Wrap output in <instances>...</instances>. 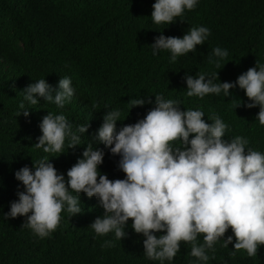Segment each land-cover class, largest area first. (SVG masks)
I'll use <instances>...</instances> for the list:
<instances>
[{
	"label": "trees",
	"instance_id": "16d2710c",
	"mask_svg": "<svg viewBox=\"0 0 264 264\" xmlns=\"http://www.w3.org/2000/svg\"><path fill=\"white\" fill-rule=\"evenodd\" d=\"M154 3L0 0V264H160L146 258V237L132 229L131 220L126 228L128 235L122 240H116L114 233L97 236L90 225L105 210L101 207L93 214H84L95 204L93 197L83 193V212L74 216L62 212L59 227L49 237L40 238L25 227V216H5L23 190L15 172L25 165L33 167L34 160L44 155L51 156L34 146L42 135L40 123L49 112L63 113L74 128L89 123V135L93 137L110 109L121 111L119 129L144 118L155 107V94H163L178 99L184 110L202 109L206 120L218 114L228 125L226 138L242 136L251 148L264 152V126L256 120L260 109L246 107L249 99L244 90L237 87L229 97L221 93L201 99L187 96L185 81L187 74H215L217 83L233 82L257 62L264 65V0H200L194 10L186 11L170 25L153 22ZM198 26L208 27L211 36L195 52L179 57L175 63H170L171 54L166 50L152 55L151 44L161 31L166 36L182 37ZM217 46L229 51L219 67L208 60ZM62 77H71L76 88L63 109L41 98L39 104L27 105L32 107L29 117L18 116L28 85L43 78L58 86ZM138 96H151L153 103L131 109L130 100ZM93 102L98 108H93ZM67 149L66 144L64 151ZM51 161L67 177L78 159L58 164L59 155ZM107 165L109 179L125 178L122 170ZM227 235H232L231 229L225 238ZM109 240L115 246L102 247ZM198 240L203 243V234ZM232 251L234 243L228 248L217 244L215 252L208 253V264H263L260 250L255 258L243 250L232 257ZM190 253L191 244L181 242L173 264H195L197 258Z\"/></svg>",
	"mask_w": 264,
	"mask_h": 264
},
{
	"label": "clouds",
	"instance_id": "9594fccd",
	"mask_svg": "<svg viewBox=\"0 0 264 264\" xmlns=\"http://www.w3.org/2000/svg\"><path fill=\"white\" fill-rule=\"evenodd\" d=\"M199 2L155 0L152 20L157 25H170ZM210 36L206 26L191 27L182 37L166 36L161 31L151 44L152 55L166 50L171 54L170 63H175L195 52ZM228 56L227 49L217 46L208 60L219 67ZM185 81L187 96L201 99L221 93L229 97L231 90L239 87L249 99L246 107H259L256 120L264 126V65L257 62L233 82L217 83L215 74H187ZM23 94L17 114L29 117L32 107L27 105L35 106L43 98L63 109L76 88L71 77H62L58 86L42 78L28 85ZM130 103L132 109L153 101L151 96H138ZM154 103L144 118L119 129L121 111L110 109L93 137L89 123L74 128L63 113L49 112L40 123L42 135L34 146L51 156L44 155L34 160L33 167L25 165L15 172L23 190L5 216H25V227L40 238L49 237L59 227L62 212L72 216L83 212V193L93 197L95 204L85 206L88 210L84 214H93L101 207L105 210L90 225L97 236L114 233L116 240H122L128 235L131 220L132 229L146 237V258L160 264H173L181 242L191 244L195 264H208V253H214L217 244L228 248L234 243L232 257L241 250L250 258L259 250V254L264 253V152L251 148L242 136L226 138L228 125L218 114L206 120L202 109L184 110L178 99L163 94H155ZM92 106L98 108L96 102ZM65 152L67 158L62 154ZM59 155L58 164L78 159L67 177L51 161ZM107 164L122 170L125 178L109 179ZM229 229L232 235L225 238ZM114 246L111 240L102 245ZM262 259L264 264V256Z\"/></svg>",
	"mask_w": 264,
	"mask_h": 264
}]
</instances>
